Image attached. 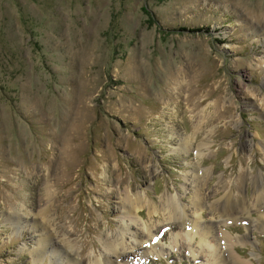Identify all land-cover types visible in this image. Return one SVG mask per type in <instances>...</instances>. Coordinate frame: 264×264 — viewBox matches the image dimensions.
<instances>
[{"label":"rangeland","instance_id":"obj_1","mask_svg":"<svg viewBox=\"0 0 264 264\" xmlns=\"http://www.w3.org/2000/svg\"><path fill=\"white\" fill-rule=\"evenodd\" d=\"M260 174L264 0H0V264H264Z\"/></svg>","mask_w":264,"mask_h":264},{"label":"bare ground","instance_id":"obj_2","mask_svg":"<svg viewBox=\"0 0 264 264\" xmlns=\"http://www.w3.org/2000/svg\"><path fill=\"white\" fill-rule=\"evenodd\" d=\"M186 143H187V141H184V144H185V146L183 147L184 149L186 148ZM254 189H255L254 200L256 202H254L252 205L258 207L257 212L260 213V215L257 217V221H258L259 225L262 228H264V209L261 208V205L264 204V176L263 175L260 174L258 179H255ZM127 197H130L129 190L126 191V199H128ZM196 197H197V200H196V202L194 204H195L196 207H198L199 206V200H201L200 199L201 196H199V194H197ZM232 198H233L232 193L226 194V196L224 198V200L226 202L224 203V206L222 207L224 209H223L222 213L220 214V216H221V218L222 217L225 218V220H234L236 218V216H235V214L233 213V210H232L234 207L232 208L231 207L232 205H230V204L234 203ZM168 199L169 200H167V201L169 203V207H168L169 209H167L168 210L167 214H169V216H172L173 218L176 217L178 220L181 221V225L185 226L188 223V221L186 219L187 218V212H186L185 207L181 204L180 199L176 198L175 196H173L171 199L170 198H168ZM148 203H150V202H148ZM227 203H230V204L227 205ZM131 204H133V203H131ZM134 206H129L130 207V208H128L129 210H127L125 212L130 214L132 212L131 211L132 210L131 207H134ZM241 207L242 208H241L240 212L248 213V215L252 217L253 212L251 210L249 211L246 208H244V207H246L244 205H242ZM155 211L156 210L153 209L152 213L155 212ZM200 215L201 216L203 215V211L201 212ZM128 226H129L128 223H125L124 226H123L124 228H121L123 230V232H122V234H119L120 238H118L119 240L117 242L114 241L113 243L111 242V243L104 244L107 247V249H109L111 252H113V254L117 255V257H116L117 260H115L117 264H120L121 262H123V259H124V257H126V254L128 253V251L130 249H136V246H137L136 243H133V242H131V245L130 244L127 245L128 243H125L124 235L127 233V230L129 229ZM193 227L195 229L194 230L195 233H194L193 236H191V234L189 232H187L185 234L187 237L185 238V240L183 242V246L184 247L190 246V242H191L192 238H194V236L196 234V231L197 232L199 231L198 233H199V237L201 239L200 242L201 243H203V242L206 243L205 237L203 236L202 233H200V230H203L205 232V230L203 229L204 227L202 228L198 222H193ZM219 233H221L220 236L219 235L215 236V239L217 241H219L220 245L223 248L225 247V249L227 251H229V252H230V250H235L234 249V244L236 243V241H234V238L231 236V234H229L226 231H220ZM134 239L136 241V237L135 236H134ZM39 243L42 244L41 251L43 253L46 252V250H47L49 245H47L46 242H42V241H39ZM208 246H209L210 249H212V252L210 253L211 257L214 256L212 258V264H225L224 261H222L221 257L218 256V254L216 253V250L213 249L212 246H210V245H208ZM157 249H153V250H156L155 254L158 253ZM151 252H152V250H151ZM230 256L232 258V255H230ZM106 260H109V259L106 258ZM95 261H96L95 264H103L104 263V262H102L101 258H97ZM234 261L237 264H248L249 263L248 261L242 260V259H240L238 257H235Z\"/></svg>","mask_w":264,"mask_h":264}]
</instances>
